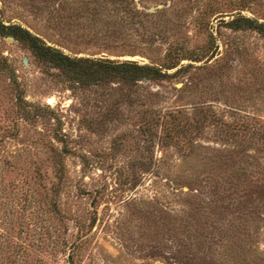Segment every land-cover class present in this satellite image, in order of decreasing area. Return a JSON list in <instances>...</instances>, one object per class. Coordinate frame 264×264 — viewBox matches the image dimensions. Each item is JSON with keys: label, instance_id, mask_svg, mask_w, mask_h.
Listing matches in <instances>:
<instances>
[{"label": "rangeland", "instance_id": "1", "mask_svg": "<svg viewBox=\"0 0 264 264\" xmlns=\"http://www.w3.org/2000/svg\"><path fill=\"white\" fill-rule=\"evenodd\" d=\"M240 18L264 0H0L71 58L165 72L80 80L0 35V264H264V34Z\"/></svg>", "mask_w": 264, "mask_h": 264}, {"label": "trees", "instance_id": "2", "mask_svg": "<svg viewBox=\"0 0 264 264\" xmlns=\"http://www.w3.org/2000/svg\"><path fill=\"white\" fill-rule=\"evenodd\" d=\"M249 27L255 28L264 34V22H257L250 18H240ZM239 20L235 19L232 22ZM0 35H11L23 41L30 50L41 60L52 64L65 72H78L83 78V73L90 78L100 80L110 75L123 79L140 80L142 78H159L165 75L160 68L149 64H139L133 60L115 61L109 59H90L85 57L71 58L61 51L46 45L39 37L18 25H5L0 21ZM76 75V74H75Z\"/></svg>", "mask_w": 264, "mask_h": 264}, {"label": "water", "instance_id": "3", "mask_svg": "<svg viewBox=\"0 0 264 264\" xmlns=\"http://www.w3.org/2000/svg\"><path fill=\"white\" fill-rule=\"evenodd\" d=\"M150 9H151V10H153L154 8H153V7H151ZM8 37H9V38H11L10 36H8Z\"/></svg>", "mask_w": 264, "mask_h": 264}]
</instances>
